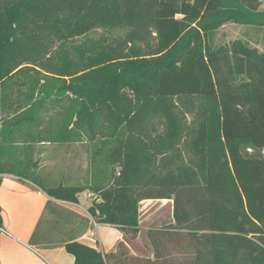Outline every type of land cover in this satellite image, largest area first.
I'll return each mask as SVG.
<instances>
[{
    "label": "trees",
    "instance_id": "16d2710c",
    "mask_svg": "<svg viewBox=\"0 0 264 264\" xmlns=\"http://www.w3.org/2000/svg\"><path fill=\"white\" fill-rule=\"evenodd\" d=\"M262 1L0 0V88L36 70L48 80L32 92L66 100L75 128L62 126L55 142L116 141L85 185L12 173L71 203L88 190L95 222L132 239L141 201H174L173 222L149 231L153 258L123 241L109 253L74 241V264H166L167 242L184 231L194 258L178 264H264V51L209 41L226 22L264 27Z\"/></svg>",
    "mask_w": 264,
    "mask_h": 264
},
{
    "label": "crops",
    "instance_id": "0c3cea01",
    "mask_svg": "<svg viewBox=\"0 0 264 264\" xmlns=\"http://www.w3.org/2000/svg\"><path fill=\"white\" fill-rule=\"evenodd\" d=\"M5 127L8 128L0 124V130ZM10 137L0 136V147L3 150L1 157L6 167V171L0 174V264H74L75 257L66 249V244L74 241L104 253L115 251L117 244L123 241L132 254L153 258L154 246L149 239V231L164 226V223L154 218L153 213L163 203H171L173 210V199L141 201V229L139 235L132 239L115 226L95 222L87 211L91 199L81 195L88 190L80 194L79 204L71 203L49 196L30 179L12 173L36 170L45 177L37 160L29 164L31 168H28V163L16 156L17 153L10 152L11 148L8 147L15 143ZM35 143L44 145V140L39 138ZM31 148L24 146V152L20 155H26L28 159ZM22 165L24 169H20ZM80 169L76 167L75 173H79ZM62 177L55 181L85 185L90 183L91 175L84 179L76 176L72 180Z\"/></svg>",
    "mask_w": 264,
    "mask_h": 264
},
{
    "label": "rangeland",
    "instance_id": "374dc122",
    "mask_svg": "<svg viewBox=\"0 0 264 264\" xmlns=\"http://www.w3.org/2000/svg\"><path fill=\"white\" fill-rule=\"evenodd\" d=\"M260 9L264 10V0ZM94 34L99 37L105 33L103 29H99ZM109 35L110 38L115 39L122 36L123 32L118 30ZM209 41L214 49L221 45L230 46L234 42H241L264 51V27L232 21L226 22L210 34ZM46 80L48 78L42 73L36 70H26L21 76L9 81L5 90L3 86L0 88V101L5 99L6 102H0V124L13 128V133L10 134L11 137L9 139L12 142L15 141L8 148H11L10 152L12 154L17 153L16 156L28 163V165L26 164L28 168H31L29 164L37 160V164L41 167L42 174L47 179L46 183L48 185L55 183V179L60 178V176L67 180H72L76 176L80 179H84L87 175L89 177L92 174V170L100 169L101 163L105 161L104 158L114 150L116 141L101 139L91 141L86 135L81 134L79 137L80 141L55 142V136L63 128L62 126H64L65 130V126L69 125L67 132L73 131L74 127L68 117L63 114V109L61 108L67 104L66 100L61 102L55 95H51L49 98H41L42 95L38 94V91L32 92L31 86H39ZM20 102H23L24 105L27 103V107L18 109V103ZM37 103L40 106L34 109L35 119L33 121L22 119L17 122L22 114H25L33 104ZM191 120L192 114H188V121ZM39 138L44 140V145L35 143ZM24 146L32 147L29 151V160L26 155H20L24 152ZM76 167L82 168L78 170L79 173H75ZM20 169H24V166H20ZM94 173L96 172L94 171ZM85 191L87 192V190ZM81 195L90 199L94 197L89 191ZM172 211L171 203H163L153 215L155 216L154 218L164 223V226H167L173 222ZM167 243L170 254L164 258L167 261L166 264H178L180 261L186 263L188 259L192 260L194 258V240L188 231H184L178 238ZM141 249L145 252L144 248Z\"/></svg>",
    "mask_w": 264,
    "mask_h": 264
},
{
    "label": "built area",
    "instance_id": "2783aa9c",
    "mask_svg": "<svg viewBox=\"0 0 264 264\" xmlns=\"http://www.w3.org/2000/svg\"><path fill=\"white\" fill-rule=\"evenodd\" d=\"M116 171H117L118 173L120 172V170H119L118 168L116 169ZM92 234H93V233H92Z\"/></svg>",
    "mask_w": 264,
    "mask_h": 264
}]
</instances>
